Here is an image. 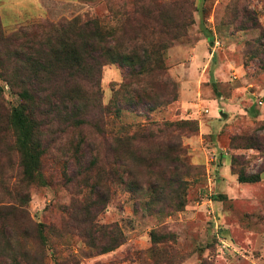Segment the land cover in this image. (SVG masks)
<instances>
[{"label": "rangeland", "instance_id": "374dc122", "mask_svg": "<svg viewBox=\"0 0 264 264\" xmlns=\"http://www.w3.org/2000/svg\"><path fill=\"white\" fill-rule=\"evenodd\" d=\"M188 1L191 8L179 0H0V206L17 196L20 209L0 208L1 245L11 236L17 253L35 247L24 235L32 222L44 230L45 264H264V0ZM175 2L185 12L168 8ZM156 7L163 20L182 26L186 13L183 24L192 23L153 33ZM75 17L96 20L114 50L134 47L138 61L153 42L168 41L176 100L154 110L136 102L132 89L145 87L147 65L136 75L101 50L95 68L46 67L58 30L31 26ZM133 24L144 38L127 42ZM23 90L31 101L19 98ZM180 94L193 104L187 112ZM19 103L39 122L42 182L21 179L6 119ZM232 167L260 181L239 183Z\"/></svg>", "mask_w": 264, "mask_h": 264}, {"label": "trees", "instance_id": "16d2710c", "mask_svg": "<svg viewBox=\"0 0 264 264\" xmlns=\"http://www.w3.org/2000/svg\"><path fill=\"white\" fill-rule=\"evenodd\" d=\"M179 1L185 4L186 8H191V2L188 0ZM177 4L179 5L178 8L185 12L183 9L184 5H180L179 2H175V4H172L168 8H170V10H174L175 7L177 8ZM138 11L139 10L133 11L135 15H133L131 19L140 27H144L146 25L145 21L147 20H144L143 17L146 18L147 14H153L152 9L148 10V13H140V15L143 16L140 18L142 20H138L136 17V15L139 14ZM155 12L156 14H153L152 19L148 20L150 25H153V33H155V31L161 35L167 34L168 32L170 33V31L173 29L171 26L173 24H175L174 28L176 31L182 28L184 30V27L188 28V26L192 23L183 24V20L187 18L186 13L185 15L181 16V26V23H179V18H177L176 23L175 21L169 22L161 19L160 15L163 12H161L158 7L154 9V13ZM133 27L134 28L128 32L130 36L128 37L127 42L137 41L139 39L141 40V38H144V36L142 37L141 32H139L140 28L137 27L136 24H133ZM47 28H53L56 29V31L58 30L56 33L60 36L56 35L55 38L53 37L55 42L53 41L54 44L49 49H47L48 54L51 53L52 56L50 60L45 59L46 67L49 68L54 65L60 69L61 66L58 64L60 63L70 65V67L75 70L79 68L83 70L84 62L86 63L91 61L92 68H95L96 66L98 67V62L96 60H98L100 57L101 51H104L105 53L109 54L110 57L115 60V62H118L120 67L128 66L131 70L137 69V71L134 72L136 75H139L147 65L146 70L149 72L150 79L145 82V87H142V90L132 89V97L136 99V102H143L144 100L148 101L152 105L150 110H154V108L160 107L164 104L166 105L172 103L176 100V85L165 73L166 67L164 65L163 52L170 46L168 41L166 43H162L161 41H159V43L158 41L153 42L150 46H147V48L142 50L146 56L143 60L138 61L136 58L138 52L135 51L134 47L131 49L127 47L124 49L125 52H122L121 50H114L117 48V41H115L114 37H112L110 34L102 31L96 20L86 19L84 21L81 20L80 17H75L65 22L60 21L53 24L51 22L44 21L37 25L31 26V29L34 30ZM175 35L176 34H174V39L176 38ZM167 43H169V45ZM157 83L161 85L164 92H161L157 89ZM125 84L126 83H124L123 86H125ZM91 88H95L98 96L99 85H92ZM19 98H21V100L24 102H29L31 101L32 96L29 94V92H27V90H23L19 93ZM77 100V98L69 100V102L72 104V107L74 108V115H77L81 111L79 103L76 102ZM130 103L133 102L130 101ZM95 106L99 109L100 113H107L110 107L109 105L104 107L98 104V101ZM6 119L7 125L14 135V145L20 160L21 179L28 182L40 179L42 182V176L40 174V162L43 150L38 137L37 123L39 122L37 121V117H35L33 111H29L24 104L19 103L18 105L11 108V111L7 114ZM232 172L237 174V181L242 184H254L260 181L259 174L245 175L240 173V171H235L233 167ZM20 197H22V195ZM13 200L14 201H9L6 204L1 205V210L5 211L4 209H6L10 212L20 213V209L16 207V202H18L19 199L17 200L16 196ZM6 217H4V219ZM30 226H33L30 230H33L34 233L31 234L32 232L26 229L24 235H26L27 241H33L35 247L33 246L30 248L26 245V248H24L21 253H17V251L14 249V243L12 241L13 237L11 238V236H9L8 240L4 241L2 245L0 242V264H45L49 252L45 236L43 235L44 230L43 228H40L39 224L35 225L34 223L30 222ZM37 226H39V228ZM98 229L99 231H102L103 228L99 227ZM121 243L122 239L118 245ZM112 249V247H103L99 252L106 253ZM55 264H61V262H56Z\"/></svg>", "mask_w": 264, "mask_h": 264}, {"label": "crops", "instance_id": "0c3cea01", "mask_svg": "<svg viewBox=\"0 0 264 264\" xmlns=\"http://www.w3.org/2000/svg\"><path fill=\"white\" fill-rule=\"evenodd\" d=\"M36 2H37V1H36ZM36 2H34L36 10L41 9V7L38 6ZM199 60H200V57L197 56V55H196V56H191V58H190L191 64H198V63H199ZM188 74L190 75V71H188ZM183 95H184V94H183ZM183 95L180 94V96H179V100L177 101V103H178V107H179L180 110H184L185 112H187V110L192 109L191 107L193 106V104H190V103H189L190 106H185L183 103H180L181 100L183 99ZM191 98H192V97H191ZM191 98H190V99H191ZM185 99H186V97H185ZM187 99H188V98H187Z\"/></svg>", "mask_w": 264, "mask_h": 264}, {"label": "water", "instance_id": "95a60500", "mask_svg": "<svg viewBox=\"0 0 264 264\" xmlns=\"http://www.w3.org/2000/svg\"><path fill=\"white\" fill-rule=\"evenodd\" d=\"M219 114L222 115V117H226V115L222 113V111H220Z\"/></svg>", "mask_w": 264, "mask_h": 264}]
</instances>
